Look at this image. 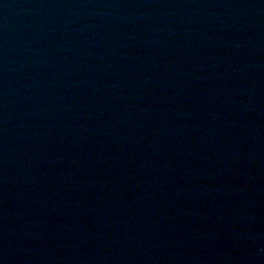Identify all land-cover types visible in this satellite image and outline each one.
Segmentation results:
<instances>
[{"label":"water","instance_id":"95a60500","mask_svg":"<svg viewBox=\"0 0 264 264\" xmlns=\"http://www.w3.org/2000/svg\"><path fill=\"white\" fill-rule=\"evenodd\" d=\"M0 264H264V0H0Z\"/></svg>","mask_w":264,"mask_h":264}]
</instances>
